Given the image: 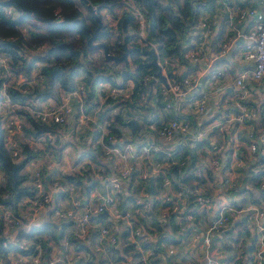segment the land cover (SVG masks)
I'll return each instance as SVG.
<instances>
[{
  "label": "clouds",
  "instance_id": "9594fccd",
  "mask_svg": "<svg viewBox=\"0 0 264 264\" xmlns=\"http://www.w3.org/2000/svg\"><path fill=\"white\" fill-rule=\"evenodd\" d=\"M3 11L0 264H264V0Z\"/></svg>",
  "mask_w": 264,
  "mask_h": 264
},
{
  "label": "trees",
  "instance_id": "16d2710c",
  "mask_svg": "<svg viewBox=\"0 0 264 264\" xmlns=\"http://www.w3.org/2000/svg\"><path fill=\"white\" fill-rule=\"evenodd\" d=\"M22 0H0V30H12L13 29V24L19 25L21 24L24 20L25 17L21 16L15 21H9V19L6 18V14L3 11V9L9 7V6H14L16 8L21 7ZM148 3H155V0H148ZM103 7V5L101 6ZM105 35L103 32H97L96 36L101 37ZM6 44H0V50L6 48Z\"/></svg>",
  "mask_w": 264,
  "mask_h": 264
}]
</instances>
